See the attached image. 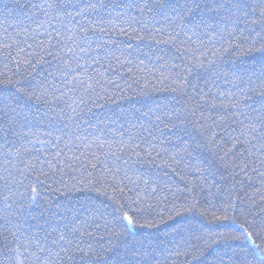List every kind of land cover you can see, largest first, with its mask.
Instances as JSON below:
<instances>
[{"label":"trees","instance_id":"trees-1","mask_svg":"<svg viewBox=\"0 0 264 264\" xmlns=\"http://www.w3.org/2000/svg\"><path fill=\"white\" fill-rule=\"evenodd\" d=\"M235 2L0 0V97L16 109L0 112V264H19L16 247L39 264L37 244L59 251L57 264H97L91 251L118 264L126 248L140 264H258L217 219L227 210L264 228L261 150L235 139L241 113L264 99V25L253 23L260 0ZM65 33L88 37L73 50L94 92L62 74L76 67ZM57 50L63 62L48 55ZM129 204L159 227L115 235L110 221Z\"/></svg>","mask_w":264,"mask_h":264},{"label":"snow or ice","instance_id":"snow-or-ice-1","mask_svg":"<svg viewBox=\"0 0 264 264\" xmlns=\"http://www.w3.org/2000/svg\"><path fill=\"white\" fill-rule=\"evenodd\" d=\"M199 4H195L190 11L194 10L195 8L199 7ZM50 8H58V5H49ZM218 7H224L223 4H220ZM247 5L245 4L244 0H236L235 3L231 5V8L243 10ZM259 8L261 9L259 19L254 20L253 23H260L264 25V0H260ZM253 12L256 11L255 8L252 9ZM67 15H71L70 12L66 13ZM51 26V25H50ZM65 36L68 40L73 41V46L71 48H67L66 54L70 55L72 58L76 59V67H72L71 63H65L64 67L62 69L63 76L67 79L68 84L72 85L73 87H76L77 84L82 85L85 92H94L95 88L93 87V84L91 81L93 80V76L91 74H87V67L88 62L85 61L84 63H81L80 60L82 57H79L77 55V52L73 49H78L79 52H85L87 49L83 46L84 43L87 42L88 37L83 36L79 38H75L73 36H67L65 33ZM50 43V42H49ZM261 52H264V48L258 49ZM251 51V49L249 50ZM49 56L56 57L60 59L62 62L64 60V57L60 55V51H49ZM94 60L99 62V58L93 57ZM202 67L200 64H193L191 67H188L185 69V72L188 74H191L194 69H198ZM182 80H186V76H181ZM251 79V78H250ZM257 79L260 80L261 86H264V63L261 64V70L259 73V76ZM183 87V85H178L177 89ZM254 90V89H253ZM59 91V90H58ZM261 96H264V91H261ZM44 93H41V96H43ZM37 100H40L41 97H35ZM28 99H32L31 96L28 97ZM260 108H253V111L256 113L255 116L248 115L245 113H241L245 116V120L248 121V123H244V121H240V124L242 125L240 129V133L237 137H235L236 141L240 143L241 145L247 144L250 145L252 148H259L261 150V163H264V99L260 101ZM15 107L13 106V102L11 101V94L5 92L4 97H0V112L5 113L8 115L10 112H15ZM15 118L12 117V121L14 122ZM11 126V125H9ZM52 126L50 125V128ZM54 136V142L57 144L62 139L60 136H56L54 132L52 133ZM243 137V139H241ZM32 143H35L37 141H31ZM39 143L43 144L44 141H38ZM247 150V149H246ZM32 167H35V165H32ZM255 170V169H254ZM109 172L113 174V170L109 169ZM260 175L264 176V172H261ZM145 184H147V181H144ZM5 185H7V180L5 179ZM33 196L32 199H36L37 189L33 187L31 189ZM123 191V189H121ZM152 191H156L153 189ZM106 194V193H105ZM5 200H8L9 197L7 195L4 196ZM113 200L116 199L115 196L112 197ZM133 204L136 203L135 201L132 202ZM7 207H11L10 204L7 205ZM124 205L120 206V213L118 216H116L112 221H110V224L112 226V230L115 235H120L121 232H128V233H134L135 230L138 227H159V224L157 223H140L141 219H146V217H138L137 213L143 212V209L140 208H133L132 204L127 205V209L124 210ZM151 207V205H149ZM231 207V206H230ZM195 208V204H192L189 208L185 209L186 211H191ZM131 213V214H130ZM179 214V213H177ZM203 214V213H202ZM215 215V214H213ZM162 219V217H161ZM217 219H222V221H226L228 223H225V227H228L229 224L232 226H235L236 229L240 230V235L233 237V239L240 240L243 239L245 242V245L251 249V254L257 258L258 264H264V235H262V232H264V228L258 231H252L250 230V227H245L244 224H236L235 219H230L229 215L227 214V210H225V215L220 218L217 217ZM15 235V234H13ZM223 235V234H221ZM63 239V237L61 238ZM257 240H260L258 243ZM55 243V241L53 242ZM143 248L142 242H137V247L134 251H141ZM63 250V248L61 249ZM18 255L17 260L19 261V264H24L23 260H20V256L23 255V253L20 252V248L16 247L13 249ZM37 253H44V255H39ZM143 254V252L141 253ZM53 255L59 259L60 258V252L57 251L54 254L52 253L51 249H46L44 246L37 244L36 245V252L30 251V257H34L36 261L39 262V264H57V259H53ZM87 255V254H86ZM91 255L95 256L97 264H111V262L108 260L107 257L102 256V254L99 251H91ZM130 255L129 250L126 248L125 250V258L121 259L118 264H140L137 260H129L127 257ZM70 258V257H69ZM87 264V262H86Z\"/></svg>","mask_w":264,"mask_h":264}]
</instances>
